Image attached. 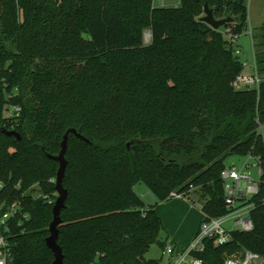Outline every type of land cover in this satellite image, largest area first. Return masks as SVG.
Listing matches in <instances>:
<instances>
[{"label":"trees","instance_id":"obj_1","mask_svg":"<svg viewBox=\"0 0 264 264\" xmlns=\"http://www.w3.org/2000/svg\"><path fill=\"white\" fill-rule=\"evenodd\" d=\"M205 4L233 21L212 29L201 21ZM247 31L244 0H0V200L29 215L12 221L11 264L54 261L46 239L59 163L48 155H59L71 128L90 143L68 141L64 264H164L145 258L155 244L166 248L164 225L135 187L160 202L181 194L201 205L203 222L222 218L225 161L249 154L263 170L253 229L220 246L207 238L196 255L225 264L249 251L264 264V80L233 87L244 72L235 44ZM10 108L20 111L9 117Z\"/></svg>","mask_w":264,"mask_h":264},{"label":"built area","instance_id":"obj_2","mask_svg":"<svg viewBox=\"0 0 264 264\" xmlns=\"http://www.w3.org/2000/svg\"><path fill=\"white\" fill-rule=\"evenodd\" d=\"M263 78L256 64L253 67L245 65L244 72L233 82L235 89H258ZM18 108H10L6 115L11 117ZM252 156V155H251ZM249 156L242 168L235 166L225 168L221 173L224 183V199L230 213L222 218L202 222L192 241L178 251L172 246H166L164 254L168 258L167 264H203L196 254L205 250V240L214 239L217 246L224 245L231 240V232L235 230L251 231L253 223L250 217L255 203L252 201L259 194L261 177L263 174L259 158ZM253 160V162H251ZM3 188L0 183V190ZM174 198H183L181 194H173ZM184 199V198H183ZM201 208V205L198 204ZM29 215L23 211L21 204L16 200L7 202L0 200V264H11V224L12 221L28 219ZM233 221L231 229L224 224ZM261 259L257 254L246 251L242 258L227 259L225 264H251L253 260Z\"/></svg>","mask_w":264,"mask_h":264},{"label":"rangeland","instance_id":"obj_3","mask_svg":"<svg viewBox=\"0 0 264 264\" xmlns=\"http://www.w3.org/2000/svg\"><path fill=\"white\" fill-rule=\"evenodd\" d=\"M244 1L248 8V31L245 32L237 40L235 47L237 50H239V56L241 61L244 63V68H245V65L251 67H253L254 64L257 65L256 55L258 50L254 47L255 45L254 43H256V41L255 42L253 41V36L259 35V39L257 40V43L261 45L264 44V39L261 38L259 34L262 30V27L264 26V0H244ZM179 2L180 0H154V6L164 7V5H166L165 7H174V5H178ZM144 41L145 44L147 45L151 43L150 31H146L144 36ZM260 49L261 51H264V45L261 46ZM261 76L264 80V71L261 72ZM249 156H251V154L245 157H240L235 155L230 156L225 161L226 167L230 168L235 166L237 168H242L244 163L249 159ZM251 162H253V160H251ZM134 190L137 193V195H139L143 199V201L147 206H154V203L160 202L155 197V195L150 191V189L146 187L144 184L137 185ZM193 198L199 202L198 195L193 194ZM185 201L188 202L189 205L195 209L194 213H191L190 217L187 220V224L190 227L196 224L197 217L202 214V211L200 210L198 204L193 205L186 199ZM232 226H233V221H228L224 224V227L226 229H231ZM169 234H170V230H167V228L164 227V231L161 234V240L166 243V246H171L172 244ZM185 236L186 233L183 235V238H185ZM164 251H165L164 248H162L158 244H155L151 247L149 253L145 256V258L146 260H161L164 264H166L168 262L169 257L166 254H164ZM251 264H263V259L261 258L259 260H253Z\"/></svg>","mask_w":264,"mask_h":264},{"label":"water","instance_id":"obj_4","mask_svg":"<svg viewBox=\"0 0 264 264\" xmlns=\"http://www.w3.org/2000/svg\"><path fill=\"white\" fill-rule=\"evenodd\" d=\"M202 22H205L214 30H220L228 23L233 21V18L227 17L222 20H217L214 16L213 10L209 7L208 4H205L204 7V17L201 19ZM2 133L7 136H14L18 140L21 139L20 135L15 131H6L2 130ZM70 135H74L76 138L83 140L87 143H90L82 134L74 128L67 130L63 137V141L61 143V151L58 156L48 155L49 158L55 160L59 163V170L57 172L56 177V191L58 194V198L53 206V220L49 227L50 235L46 239L47 247L54 254V261L52 264H64V254L63 250L58 244L59 239V227L62 224L61 213L66 208V201L68 199V190L64 187V179L66 176V169L68 166V161L66 160V153L68 149V141Z\"/></svg>","mask_w":264,"mask_h":264},{"label":"crops","instance_id":"obj_5","mask_svg":"<svg viewBox=\"0 0 264 264\" xmlns=\"http://www.w3.org/2000/svg\"><path fill=\"white\" fill-rule=\"evenodd\" d=\"M179 4L174 5V7L179 6ZM154 207L162 219L164 227L170 230L171 246L178 251L184 249L192 241L205 218L202 213L197 217L196 224L189 227L187 220L190 214L194 213L195 209L183 198H174L171 201L154 203ZM185 233L186 236L183 238Z\"/></svg>","mask_w":264,"mask_h":264}]
</instances>
